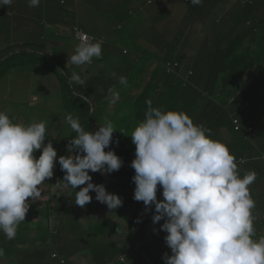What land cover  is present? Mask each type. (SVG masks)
Masks as SVG:
<instances>
[{
    "label": "trees",
    "instance_id": "16d2710c",
    "mask_svg": "<svg viewBox=\"0 0 264 264\" xmlns=\"http://www.w3.org/2000/svg\"><path fill=\"white\" fill-rule=\"evenodd\" d=\"M18 1L13 0L10 6L0 7V12L6 11L4 14L7 17H15L9 32L0 27V34L4 33V39L8 40L5 43L0 37V43H3L0 45V82L13 72L20 74V77L25 76V79L48 72L59 81L55 85L59 115L66 118L70 114L78 118L86 131L98 130L99 126L104 125L101 105L105 100H102L103 94L100 92L105 91L106 78L102 72L90 76L87 68L85 73H80L78 69L81 66L64 64L63 61L68 59H63L62 53L67 49L63 45L70 40H74V53L77 45L75 29L101 40L106 34L101 32L103 22H98L100 28L95 33L86 31V26L78 20V0H40L38 7H29L27 0H20L28 12L17 9ZM100 1L105 3L103 9L100 8L103 11L101 20L104 21L107 18L104 19V16L111 14L109 18L117 22V30L123 29L119 24L121 18L136 22L135 17H131L139 13L141 6L133 8L134 0H116L119 6L108 0L116 6L109 10L107 0ZM163 2L166 3L168 15L174 14L176 17L178 12L179 21L171 17L163 26L159 22L146 27L144 33L141 31L137 37L140 43L129 38V33L122 36L136 43L140 47L138 59L156 63V70L149 83L154 90L145 91L135 101L129 98L119 101V104H123L118 106L126 109L118 112L120 122H113L116 130L113 136L122 135L118 127L124 125V129L129 127L132 130L144 120L146 100L149 99L152 107L187 113L194 124L210 129L208 135L213 140L228 147L235 157L241 177L255 172L256 178L249 185L256 205L252 210L255 217L253 239L264 237V163L260 158V147L256 149L259 143L264 146V0H203L201 5H193L190 0ZM97 3L98 0H82L84 12L88 13V9L92 10ZM124 3L127 6H123ZM145 11V15L150 14L151 19L155 16L153 14H158V9L148 8ZM140 21L138 17L137 24ZM46 25L48 28H45ZM38 44L43 48L39 49ZM45 59L48 61L42 62ZM73 72L81 78L84 74L88 75V78H82L83 84L69 83ZM189 72L191 75L188 76ZM51 112L48 109L50 120L45 144L51 140L57 150V162L53 176L45 180L47 198L42 199V207L37 211L45 222L41 223V218L39 223L34 222L30 203L25 221L18 226L15 237L25 239L23 244L27 246L18 248L20 241L8 240L0 232V248L4 250V255L0 256L4 259L2 263L71 264L74 255L86 251L95 264H164L162 259H154L149 243L158 241L162 243L160 250L167 248L164 241L166 233L153 231L154 228L159 230L164 221L153 224L154 205L150 211H145L143 202L133 199L135 184L132 177L135 171L129 164L131 170H127V165L123 163V171L112 172V179L116 182L112 186L106 175L89 173L93 183H101L109 193L117 194L123 201L122 206L110 210L106 204H102V207L97 205L99 202L95 199V192L89 193L92 200L85 207L74 203L76 190L86 185L76 190L64 187L62 179L65 173L61 171L58 158L69 155L67 146L77 134L67 122L54 121L50 117ZM10 119L14 123L27 125L31 123V114L23 112L21 115L18 110ZM51 124L55 125V131L50 128ZM58 130L60 134H57ZM259 136H263L261 142L257 140L258 144H252L254 138ZM116 140L119 145L113 142L105 151L113 150L117 156H121L124 140L113 139ZM41 152L36 151V158ZM119 173L123 174L122 178ZM53 188L56 192L52 194ZM161 192L162 189L157 191L158 199H163ZM103 213L106 220L100 219ZM83 218L87 223L84 227L80 222ZM112 220L114 223H111ZM109 222L112 225H108ZM13 242L15 246L9 250Z\"/></svg>",
    "mask_w": 264,
    "mask_h": 264
},
{
    "label": "clouds",
    "instance_id": "9594fccd",
    "mask_svg": "<svg viewBox=\"0 0 264 264\" xmlns=\"http://www.w3.org/2000/svg\"><path fill=\"white\" fill-rule=\"evenodd\" d=\"M27 2L29 7L40 4V0ZM12 3L0 0V7ZM190 3L201 5L203 0ZM77 39L67 64L82 66L102 56L100 41L79 30ZM69 83L83 84L84 80L73 72ZM119 83L126 86L127 77L120 76ZM108 91L110 102L115 103L119 93L114 88ZM146 104L144 120L130 135L135 145L130 165L135 171L133 199L142 201L145 211L154 205L153 224L164 221L159 230L153 229L166 233L164 241L171 255H162L164 264H264V237L253 239L256 205L249 185L255 172L241 177L228 147L213 140L210 129L194 124L187 113L152 107L150 99ZM66 122L77 135L67 146L69 155L58 158L65 173L63 186L76 190L86 185L76 190L74 203L85 207L92 200L89 193L95 192V199L110 210L122 206L117 194L93 183L89 174H111L123 165L113 150L105 151L113 142L119 145L113 141V123L108 121L89 132L70 114ZM46 137L45 122L14 123L0 111V232L8 240L16 237L18 226L25 221L28 198L40 200L41 185L54 174L57 150L51 140L45 144ZM37 150H42L38 158ZM158 187L163 199L157 198Z\"/></svg>",
    "mask_w": 264,
    "mask_h": 264
},
{
    "label": "rangeland",
    "instance_id": "374dc122",
    "mask_svg": "<svg viewBox=\"0 0 264 264\" xmlns=\"http://www.w3.org/2000/svg\"><path fill=\"white\" fill-rule=\"evenodd\" d=\"M98 1H99V3L95 4L96 6H94L92 8V10L88 9V13H87V12H84V10H83L82 0H78L77 1V3L79 4L78 5V9H79L78 20L82 25L84 24V26H86V28H84V29L86 31H89L90 33H95L100 28V26L98 25V22H103L102 25H104V26L101 27L102 28L101 32L102 33L105 32L106 34H104L101 37V40L96 39L97 41L101 42L102 50L104 47L103 42L109 41V42H112L113 44H116L118 47H125L132 52L138 51L137 54H139L140 47L136 43H134L133 41H130L129 38H134L135 41L140 43V41L137 39V37L141 31H142V33H144V31L146 30V27L155 26L154 23L158 24L159 22H160L159 24L163 26L164 24H167L165 22H168V20L171 17L176 18L177 21H179V17H180L178 12H176V17L173 13H172L173 15H168L166 13L167 12L166 3L163 2L164 0H162V1L158 0L156 5L154 3L151 5L152 10L158 9V14L152 13L153 15H155L152 17V19H151L150 14L148 16L145 15V13H146L145 10H148V9H142L139 11L138 14L132 15V17H131L132 19L135 17L134 19L136 20V22H133L132 20L128 21V20L121 18L119 20L120 21L119 24L123 27V29L117 30V28L115 26L117 24V22L113 21L111 18H109L111 16V14H109L108 16H104V19H105V17H107L104 21L101 20L103 17V11H100V8L103 9V7H104L103 4H105V3H101L100 0H98ZM111 1L116 2V5L119 3L116 0H111ZM118 1H124V0H118ZM17 3H18L17 9H21L23 12L29 11L26 6H25V8L22 7V1L19 0ZM107 4H108L107 5L108 10L111 7H113V8L116 7L115 4H110L108 0H107ZM175 4H177L178 6L180 5L178 2H175ZM125 5H126V3L123 4V6H125ZM118 6H119V4H118ZM7 10H11V9L7 8ZM4 12H6V11L0 12V27L2 29H5L7 32H9V30H11L12 26L14 25L15 17L14 16L12 17L10 15L7 17L4 14ZM83 12H84V16L81 15ZM111 12H113V11H111ZM138 17L141 19V21L138 22L139 24H137ZM111 26H113V27H111ZM45 28H48V25H46ZM134 29H135V31H134ZM3 34H0V37L3 39V41H5V43H7L8 40L4 39L5 36ZM127 34L129 37L128 39H125L124 37H122V36H125ZM2 44L3 43L1 42L0 45H2ZM37 46L40 47L39 49L43 48V46L41 44H38ZM63 47L67 48L62 53L63 59H65V58L68 59V57H70L72 54H74L72 51V48L74 47V40H70L67 44H65V46L63 45ZM118 54L120 55V53H118ZM107 57L112 58L111 55L107 56ZM42 60H44V59H42ZM46 61H48V60L45 59V61H42V62H46ZM109 61H110V59H109ZM63 63L66 64L67 61H63ZM85 65L87 66V64H85ZM86 66H81V68H79V69L77 68V69L80 73L81 72L85 73L84 70L87 68ZM95 66H97V65H95ZM44 67L46 68V66H44ZM133 68L135 69V71H133L134 76L132 78L128 79V84H130L134 78L138 77V70L137 69H140V71H141V65L134 64ZM47 69L49 70L50 67H48ZM93 71L94 70H92V72ZM52 74H54V73H52ZM106 74H108V72H106ZM86 77H87V75H85V74L82 76V78H86ZM26 78H28V79H25V76L20 77V74H18L17 72H13L10 75V77H6V79L4 78L1 80V82H0V111L6 112L9 115V117L11 115H15V113L18 112V110L21 113V115L23 114V112L24 113L29 112L31 114V123L43 121L46 124V130H48L47 129L49 127L48 122L50 120L49 114H48V109H49L52 111L50 114V117L54 121L66 123V118L62 115L61 116L59 115L60 109L58 106H56V104L58 103V100L55 99L57 96L56 90H55L56 89L55 85H56V83L59 84L57 77L49 74L48 72H45L40 76H34V77L28 76ZM54 78H55V80H53ZM28 81H29V83H28ZM104 92H105L104 90H101L100 93H104ZM57 93H58V91H57ZM121 95H123V89L119 90V96L121 97ZM120 104H123V103H120ZM16 108H18V109H16ZM106 109L110 111L112 108L106 107ZM125 109H126L125 107L118 106L113 110V112H117V114H118V112H124ZM105 117L106 116H104V114H103V116H102L103 124H105L108 121H111L113 123L114 117H111V119H107ZM50 128L53 131L56 130L54 124H51ZM57 134H60L59 130L57 131ZM63 138H64V136L61 135V139H63ZM262 138H263V136L255 137L254 140L252 141V144H254V145L258 144V143H256L257 140H259L261 142ZM126 143L127 144H125V146L123 148L126 151H129L130 149L135 147V145L132 143L131 139H128ZM259 147L261 150L260 153H264V146H261L259 143V146H256V149L258 150ZM123 149H122V151H123ZM133 157H135V155L132 156L131 158H133ZM108 178L109 177H107V179ZM108 183L110 185L116 184L114 179ZM45 184H46V182H44V184L41 185L42 197L40 198V200H36V201L32 202V198H28L29 202L32 203V207H30V211L32 212V217L34 219V222H37V223H39L38 220H40V218L42 219V216L37 211L39 210V208L42 207L41 206L42 205V199L45 200V198H47V195H48L45 192ZM96 184H98V182H96ZM99 184H101V183H99ZM158 190L161 191V189H159V187H158ZM54 192H56L55 189L52 191V194ZM97 205L102 207V203L100 204V202ZM100 212H101V209H100ZM100 219L106 220L104 213L100 217ZM83 220H80L82 227L86 226V224H87L86 219L83 218ZM43 222H45V219L41 220V223H43ZM111 223H114V221L112 220ZM111 223L109 222L108 225H112ZM154 227H156V225H154ZM150 230H152V229H150ZM31 239H32V237H31ZM16 240L21 242L18 248H24L27 246V245L23 244L25 239H23L22 237L14 238V241H16ZM149 243H151V247H152V250L154 252V254H153V256H155L154 259L161 260L164 252L171 254V250L168 247L165 248V250L163 249L164 251L162 249L160 250V248L162 247L161 242H158V241L153 242L152 241ZM26 244H28V242ZM13 245L15 246L14 242L9 246V250L11 249V247ZM83 252H81V253L79 252V254L74 255V258H73L71 264H95L94 260L92 259V256L86 251H85V253H83ZM3 260H2V258H0V264H3L2 263ZM4 264H7V263L5 262ZM13 264H21V263L14 262Z\"/></svg>",
    "mask_w": 264,
    "mask_h": 264
},
{
    "label": "crops",
    "instance_id": "0c3cea01",
    "mask_svg": "<svg viewBox=\"0 0 264 264\" xmlns=\"http://www.w3.org/2000/svg\"><path fill=\"white\" fill-rule=\"evenodd\" d=\"M157 2H158V0H134L132 7L136 8L137 6L138 7L141 6L140 10L148 9V8H151V5L153 3L156 5ZM103 43H104L103 44L104 47L102 50V56L100 58L94 57L90 63H87V66L86 65H84V66H86L87 69L89 70L90 76L95 75L97 72H102L104 74L106 81H107V85L105 87V92L102 93L103 94L102 100H105V102L101 105V110H102V113L104 114V116H106L105 118L111 119V117H114L113 122L119 123L120 122L118 120L119 119V117H118L119 113L117 114V112H113V110L116 107H118L119 101L124 100L126 98L127 99L129 98L130 100L135 101L140 96L144 95L145 91L149 90V92H150V91L154 90L153 87L150 88L149 86L151 84L150 80L152 78V74L156 70L155 69L156 63H150V62H146L143 60H139L138 59L139 54H137L138 51L132 52L125 47H118L116 44H113L112 42H109V41H104ZM117 52L120 53V55ZM110 55L112 56L113 59L107 57ZM109 59H110V61H109ZM134 64L141 65V71H140V69H137L138 70V77L134 78L132 80V82L130 84H128V79L132 78L134 76V73H133V71H135V69L133 68ZM95 65H97L98 67ZM92 70H94V71L92 72ZM106 72H108V74H106ZM113 73H115V75L112 76ZM189 75H191V72L188 73V76ZM120 76L127 77V85L126 86L121 85L119 83V77ZM109 88H114V90L118 93H119V90L123 89V95H121V97L119 96V98L115 101V103L110 102V99H109L110 94L108 91ZM163 93H164V95H166L165 92H163ZM106 107H111L112 109L109 111L106 109ZM123 126L124 125L118 127L123 134L120 133L122 135L113 136V139L114 138L123 139L124 140V146H125V144H127L126 143L127 140L131 139L130 135H131L132 131L134 130V128L131 130L127 125H125L128 128L124 129ZM126 133H128V134H126ZM134 155H135V147H133L129 151H126L123 149V151L121 152V156H119L123 160V163H125L127 165L126 166L127 170H131V167L129 165H131V161L134 159V157L133 158H131V157ZM260 158H261V160H263V163H264V153H262L260 155ZM119 170L123 171L122 168H120ZM105 175H106V177H109L108 182H111V180H113L112 179V173L111 174H103L102 176H105ZM119 175H120V173H119ZM122 177H123V174L120 175V178H122Z\"/></svg>",
    "mask_w": 264,
    "mask_h": 264
},
{
    "label": "built area",
    "instance_id": "2783aa9c",
    "mask_svg": "<svg viewBox=\"0 0 264 264\" xmlns=\"http://www.w3.org/2000/svg\"><path fill=\"white\" fill-rule=\"evenodd\" d=\"M77 30H78V29H75L76 39H77ZM79 32L82 33V34H85L84 32H82V31H80V30H79ZM88 36H89V35H88ZM89 37H90V36H89ZM78 43H79V40L77 39V44H78ZM234 123L236 124V121H235Z\"/></svg>",
    "mask_w": 264,
    "mask_h": 264
},
{
    "label": "water",
    "instance_id": "95a60500",
    "mask_svg": "<svg viewBox=\"0 0 264 264\" xmlns=\"http://www.w3.org/2000/svg\"><path fill=\"white\" fill-rule=\"evenodd\" d=\"M138 245H136V247H137Z\"/></svg>",
    "mask_w": 264,
    "mask_h": 264
}]
</instances>
